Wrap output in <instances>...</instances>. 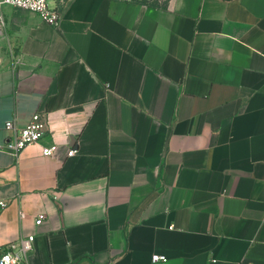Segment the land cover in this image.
Masks as SVG:
<instances>
[{
  "label": "crops",
  "instance_id": "crops-1",
  "mask_svg": "<svg viewBox=\"0 0 264 264\" xmlns=\"http://www.w3.org/2000/svg\"><path fill=\"white\" fill-rule=\"evenodd\" d=\"M50 3L56 25L0 7V141L48 116L0 150V249L34 234L29 264H264V0Z\"/></svg>",
  "mask_w": 264,
  "mask_h": 264
},
{
  "label": "built area",
  "instance_id": "built-area-1",
  "mask_svg": "<svg viewBox=\"0 0 264 264\" xmlns=\"http://www.w3.org/2000/svg\"><path fill=\"white\" fill-rule=\"evenodd\" d=\"M61 2L63 0H60ZM10 5L16 8L28 10L37 13L45 22L56 25L61 18V11L50 3V0H0L2 5ZM2 16L0 14V24ZM4 129L7 132L6 138L0 141V150L6 151L18 157L20 152L28 145L37 143L48 131V116L44 111H36L31 116L28 122L19 127L14 120H6ZM57 150L56 145L42 146V154L50 156ZM76 148L69 147L67 155L71 156L76 153ZM0 205L4 206L5 202L0 201ZM20 217L24 216L20 212ZM42 215L39 214L35 218V224H39L42 220ZM34 234L19 236L16 239L10 240L0 249V264H29V254L34 247ZM153 261H165L166 256L154 254Z\"/></svg>",
  "mask_w": 264,
  "mask_h": 264
}]
</instances>
